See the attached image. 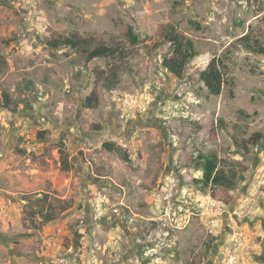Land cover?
<instances>
[{"label":"rangeland","instance_id":"1","mask_svg":"<svg viewBox=\"0 0 264 264\" xmlns=\"http://www.w3.org/2000/svg\"><path fill=\"white\" fill-rule=\"evenodd\" d=\"M162 20L195 42L184 78L153 48ZM71 33L130 54L86 63L49 43ZM242 36L264 47V0H0V264H264V53ZM214 57L220 95L199 79ZM112 65L107 90L95 71ZM213 152L233 189L196 182ZM49 202L45 224L32 212Z\"/></svg>","mask_w":264,"mask_h":264},{"label":"trees","instance_id":"2","mask_svg":"<svg viewBox=\"0 0 264 264\" xmlns=\"http://www.w3.org/2000/svg\"><path fill=\"white\" fill-rule=\"evenodd\" d=\"M126 40L131 45L140 43V36L133 27L129 26L125 32ZM241 41L253 51L264 53V47L252 43L246 36H242ZM53 47H70L77 51L85 60L86 63L97 58H120L126 59L130 54V50L121 42H107L103 38L92 33H71L67 36L60 37L52 42H49ZM164 45H168L167 53L163 57V66L168 72L172 73L177 78H184L187 74V68L190 61L198 55L194 40L187 34L180 32L178 27L169 20H162L155 28L153 33V48L160 49ZM227 63L222 58L214 57L210 60L205 69L200 71L199 79L204 83L207 91L212 95H220L223 85L226 83ZM96 79L102 83L107 90H113L120 83V68L118 65H112L106 69H97L95 71ZM12 98L7 92L4 93L3 107L7 109L16 108L12 106ZM84 107L94 109L99 105V92L95 88L83 100ZM46 132L41 131L40 136L43 137ZM258 143L260 134H257ZM239 143V142H238ZM246 152L250 151L249 141L239 143ZM104 147L108 150H114V144L111 142L104 143ZM65 159V158H64ZM219 158L217 153L208 155H200L199 163L200 170L203 174L201 178L196 179V182L204 187L215 185L225 189H233L236 185V176L228 174L218 168ZM66 168L69 167L68 160H64ZM264 191V186L262 187ZM48 194L42 197V202L46 203ZM40 201V202H41ZM45 204L41 205V210L32 212L33 215L40 214L43 217L45 224L53 221L56 217L58 208H53L51 202L47 212L42 211ZM68 206H61L62 210H66ZM60 209V208H59ZM16 250L19 253L27 254L29 251L22 246L16 244Z\"/></svg>","mask_w":264,"mask_h":264}]
</instances>
